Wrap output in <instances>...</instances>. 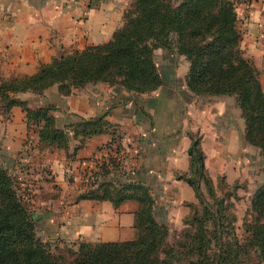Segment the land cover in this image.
Wrapping results in <instances>:
<instances>
[{
  "label": "trees",
  "instance_id": "obj_1",
  "mask_svg": "<svg viewBox=\"0 0 264 264\" xmlns=\"http://www.w3.org/2000/svg\"><path fill=\"white\" fill-rule=\"evenodd\" d=\"M241 41L237 0H132L123 25L110 41L56 57L34 75L1 80L0 99L6 112L14 106L24 109L28 123L39 128L42 144L67 149L76 140L74 158L88 139L110 134L112 140L105 146L109 158L103 156L105 161H116L119 151L116 157L111 152L117 145L119 149L120 138L107 113L61 127L55 106L31 108L16 95L42 96L57 86L69 96L98 83L139 95L151 93L163 85L156 52L165 49L190 62L186 80L195 96L235 97L245 119L246 141L260 150L264 171V90L260 70L246 57ZM189 154L190 169L177 178L193 186L200 206L192 204L186 227L172 232L157 220L156 198L148 184L130 179L117 184L93 174L94 184L75 201L109 200L115 206L140 202L137 236L127 241H81L77 248L41 238L29 202L0 157V264H264V183L252 200L253 220L240 237L235 216L212 186L196 136ZM203 185L208 186L212 201Z\"/></svg>",
  "mask_w": 264,
  "mask_h": 264
},
{
  "label": "crops",
  "instance_id": "obj_2",
  "mask_svg": "<svg viewBox=\"0 0 264 264\" xmlns=\"http://www.w3.org/2000/svg\"><path fill=\"white\" fill-rule=\"evenodd\" d=\"M131 3L132 0H97L91 5L83 0H0V81L34 75L41 65L56 57L110 41L123 25ZM237 12L241 48L260 70L264 90V0H252L250 6L237 0ZM180 57L185 68L181 82L173 78L167 82L161 70L163 85L136 99L130 96L126 100V90L119 87V94L116 87L104 83L76 89L69 96L62 95L57 86L42 96L32 92L16 96L31 108L55 106L54 115L62 127L107 113L106 119L119 135L118 144L130 155L133 171L127 178L148 184L153 194L162 192L156 195L158 204L169 194L167 202L172 199L183 206L185 202L198 201L194 188L177 178V174L190 169L192 136L200 135L206 169L212 177L223 173L230 176L232 172L234 175L248 142L244 117L237 105H231V97H195L186 80L190 62ZM187 93L192 95L189 100ZM27 122L21 106L11 108L7 120L0 116L1 126L7 129V143L13 149L23 147ZM111 140L108 133L88 139L78 150L76 166L82 170L91 164L93 156L107 155L105 146ZM81 170L75 174L80 176ZM140 208L136 200L119 206L109 200L70 201L60 211V221V213H55L49 223L56 228L54 238L61 237L74 245L81 241H127L137 236L135 221Z\"/></svg>",
  "mask_w": 264,
  "mask_h": 264
},
{
  "label": "rangeland",
  "instance_id": "obj_3",
  "mask_svg": "<svg viewBox=\"0 0 264 264\" xmlns=\"http://www.w3.org/2000/svg\"><path fill=\"white\" fill-rule=\"evenodd\" d=\"M156 60L160 69L166 76L167 82L171 83V78H173V80L176 79L174 80L176 83L178 81L181 82L185 68L183 67L184 61L180 55L165 49L164 51L158 50L156 52ZM177 75H179V77ZM115 89H117L116 91H118L119 94L122 93L121 88L116 87ZM187 95L190 97H186L188 100L192 98L191 94L187 93ZM130 96L136 99V97L141 95L128 92V94L123 97L127 100ZM228 97H231L229 98L231 105H237L241 110L234 96ZM199 101H202V99ZM205 101L208 103L209 100L206 99ZM0 109V116H3V118L7 120L9 112L5 111L1 99ZM64 120L66 121L65 118ZM27 124L28 133L23 140V147L20 150H16L12 148V144L8 145V137L6 135L7 129L3 128L0 123L1 161L15 177L21 195L29 202L33 215L36 221H38L37 227L41 238L45 242H51L52 245H59L60 247L68 245L77 248L76 245L68 241L66 242L64 239L62 240L61 237L54 238L56 228L53 224L49 223V217H52L55 213H60V216L57 215V219L60 221L62 215L60 211L62 208L68 205V202L75 201L82 191L94 184V180L91 178L93 174L95 177L96 175L98 177L107 176L105 177L106 179L113 180L117 184H119L120 181L129 180L127 175L133 171L128 161L130 155L126 148L120 146L119 149H117L118 145L117 147L115 145L116 148L111 153H113L112 157H116V150L119 151V156H117L118 158L116 161H113V158L105 161L104 156L101 154L102 156H100L101 159L99 163L94 162V164L92 163L81 170L80 166H76L74 163L75 158L73 154L74 147L77 144L76 140H73L70 147L67 149L58 148L57 146H46L40 141L39 128L32 123L29 124L27 122ZM195 136L200 141V135ZM106 157L109 158L108 155ZM240 158V164H237L239 168L234 169V175L231 170L232 174L230 176L226 175V173H223V175L219 177H212L210 174L209 175L217 196L223 199L224 205L228 207V211L235 216L236 220L234 221V225L236 227V233L241 237L245 234L246 226L253 220L252 200L255 192L264 183V171L263 157L260 150L249 143L248 150L241 153ZM242 165H244V167H242ZM104 166H106V168H103ZM76 169L78 172L81 170L80 176L75 174L77 171ZM107 170L109 173H106ZM130 180L136 179L132 178ZM202 189L208 200L212 201L208 186L203 185ZM161 194H159V192H155L154 194L156 198L155 211L157 220L168 224L172 232L181 231L186 227L184 221L193 212L192 204L200 206L199 200L196 202H185L183 206H180V203L174 202L175 200L172 199L167 202L170 196L166 194L165 200H161L158 204V197Z\"/></svg>",
  "mask_w": 264,
  "mask_h": 264
},
{
  "label": "built area",
  "instance_id": "obj_4",
  "mask_svg": "<svg viewBox=\"0 0 264 264\" xmlns=\"http://www.w3.org/2000/svg\"><path fill=\"white\" fill-rule=\"evenodd\" d=\"M83 1L86 2L87 4L91 5L93 2H95L97 0H83ZM242 2H245L247 5H250V3L252 2V0H242ZM0 7H1V4H0ZM100 159H101L100 157L93 156L91 158V160H90L91 161V164L92 163L94 164V162L95 163H99L100 162ZM72 172H73V170H72Z\"/></svg>",
  "mask_w": 264,
  "mask_h": 264
}]
</instances>
